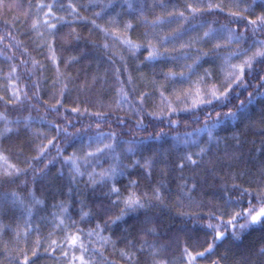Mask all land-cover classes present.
Returning <instances> with one entry per match:
<instances>
[{"label": "trees", "instance_id": "obj_1", "mask_svg": "<svg viewBox=\"0 0 264 264\" xmlns=\"http://www.w3.org/2000/svg\"><path fill=\"white\" fill-rule=\"evenodd\" d=\"M258 17L264 0H0V264H264V223H228L264 206V57L233 83Z\"/></svg>", "mask_w": 264, "mask_h": 264}, {"label": "snow or ice", "instance_id": "obj_2", "mask_svg": "<svg viewBox=\"0 0 264 264\" xmlns=\"http://www.w3.org/2000/svg\"><path fill=\"white\" fill-rule=\"evenodd\" d=\"M257 21H259L260 24L264 25V17H258L256 21H249V23L256 24ZM261 43L264 44V42H261ZM151 55H154V54H150V56ZM257 57H264V47L259 48L252 57L244 61V63L241 66H239V71L241 75H237L233 83H237L241 81L245 67H251L252 61L255 60ZM231 87L232 85L230 84L229 89ZM227 91L228 90L226 89L225 93H222L221 95H226ZM212 95H213V99H220V97L216 96L214 92ZM208 102L211 103V101H208ZM209 135H211V133H209ZM189 159H191V157H189ZM113 191H116V189H113ZM126 203L129 207L139 205V201L137 199H132V198H130ZM261 203L262 205H264V201H262ZM240 218H243L246 221L245 224L240 225L241 229L247 228L250 225H254L257 223H264V206H261L258 210L255 207H251V206L247 209H243L242 211L237 212L228 223L231 224L239 220ZM211 227L213 226L210 224L209 228ZM223 235L224 234L222 232L217 231L214 239L219 240ZM79 240H80L79 236H73L71 237L69 243L70 245L75 246L79 243ZM80 247L83 248V245L80 244ZM211 248H212V245H209V248L206 251L210 250ZM199 255H204V253H199ZM80 259H81V264H85V262L83 261V257H81Z\"/></svg>", "mask_w": 264, "mask_h": 264}, {"label": "rangeland", "instance_id": "obj_3", "mask_svg": "<svg viewBox=\"0 0 264 264\" xmlns=\"http://www.w3.org/2000/svg\"><path fill=\"white\" fill-rule=\"evenodd\" d=\"M70 162V170L75 169L77 167V162L73 161V160H69ZM113 170V168L111 167L110 171Z\"/></svg>", "mask_w": 264, "mask_h": 264}]
</instances>
